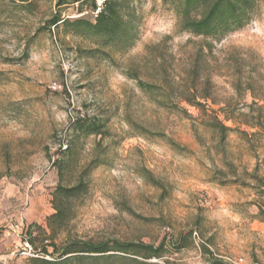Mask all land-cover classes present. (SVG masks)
<instances>
[{
    "label": "rangeland",
    "instance_id": "rangeland-1",
    "mask_svg": "<svg viewBox=\"0 0 264 264\" xmlns=\"http://www.w3.org/2000/svg\"><path fill=\"white\" fill-rule=\"evenodd\" d=\"M56 1L0 0V258L32 264L19 251L26 239L38 255L48 245L55 187L74 185L91 162L86 191L71 202L73 218L55 243L163 244L162 257L125 264H205L211 257L264 264V186L252 178L264 177L262 137L248 142L228 132L221 140L178 91L168 102L155 100L131 78L152 83L166 71L180 85L198 47L212 43L201 69L210 83L207 114L245 130L238 114L264 104V0H254L247 25L205 42L179 30L164 0H126L123 13L137 28L127 47L49 27L57 13L70 21L94 16L92 0ZM77 118L102 132H72Z\"/></svg>",
    "mask_w": 264,
    "mask_h": 264
},
{
    "label": "trees",
    "instance_id": "trees-1",
    "mask_svg": "<svg viewBox=\"0 0 264 264\" xmlns=\"http://www.w3.org/2000/svg\"><path fill=\"white\" fill-rule=\"evenodd\" d=\"M21 1L26 2L27 0ZM84 1L88 0H57L56 6L63 7ZM164 2L173 7L178 17L179 30L200 37L204 42L209 39L210 41H216L231 31L241 29L250 22L254 11V0H164ZM90 5L91 11L94 13L92 19L79 18L70 21L69 19H62L60 13H57L51 18L49 27L57 28L59 24H62L63 27L71 28V32L75 34L101 36L106 41L120 43L123 47L129 46L135 40L137 28L134 25L133 17L123 13L124 9L129 8L126 0H104L97 13H95L98 7L96 2L92 0ZM211 44L204 43V46L200 45L198 47L189 70L184 73L185 78L181 82L182 85L173 84L166 71L163 75H160L157 81L154 80L152 83L140 80L137 73H134L131 78L136 80L142 91L154 96L155 100H158L156 99L157 96H161L165 98V102H168L171 95H174V91H178L179 100L199 111L203 116L202 125L213 130L220 136L221 140L225 138L228 132H236L248 142L252 137L257 136H261L264 140V104L259 105L252 102L247 106L246 113L238 114L241 118V125L245 127V130H239L237 127H227L216 116L207 114L208 106H206V102L211 98L210 83L209 80L202 79L201 69L205 58L203 49L210 51ZM26 58L27 51H24L22 59ZM198 85H203V87L198 89ZM235 92L240 93V85L235 86ZM223 116H225V121L234 118L226 114ZM101 128V125L95 121H85L77 118L70 123L69 130L77 134L98 135L102 132ZM69 150L70 147L68 146L61 154H65ZM92 164L89 162L82 169L80 177L74 185L63 186L58 184L55 187L51 200L54 212L46 218V227L49 231L47 237L50 240L48 245H45L39 251L40 255L35 249H32L36 255L30 258L32 264H125L127 261L136 262L137 258L143 260L157 259L165 253L162 243L154 247L149 244L125 242L116 239L93 241L70 238H65L60 243L54 242V239L65 230L73 218L71 202L86 191L87 183L84 181V176L96 167ZM148 175L154 186H160L164 190L161 183L154 180L149 172ZM252 178L261 186H264V177H259L254 173ZM261 213L264 214L263 211ZM37 229L42 231L39 226H37ZM26 243L30 247L33 246L32 239H26ZM180 247L182 246L178 248ZM47 248H50V251ZM205 264L225 263L211 257Z\"/></svg>",
    "mask_w": 264,
    "mask_h": 264
},
{
    "label": "built area",
    "instance_id": "built-area-1",
    "mask_svg": "<svg viewBox=\"0 0 264 264\" xmlns=\"http://www.w3.org/2000/svg\"><path fill=\"white\" fill-rule=\"evenodd\" d=\"M97 6L98 7L95 13H97L100 10L101 3H99ZM12 254L14 255V252H12ZM19 254L23 257H35L36 256L34 253H32L31 247L27 243H24V247L21 248V251H19ZM9 258H10L9 256L0 258V264H7Z\"/></svg>",
    "mask_w": 264,
    "mask_h": 264
}]
</instances>
